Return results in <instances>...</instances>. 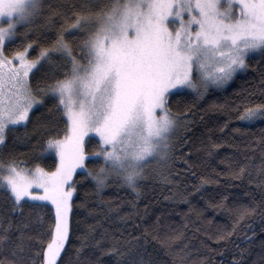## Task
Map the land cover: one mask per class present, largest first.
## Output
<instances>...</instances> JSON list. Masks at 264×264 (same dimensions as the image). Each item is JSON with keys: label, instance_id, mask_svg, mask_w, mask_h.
Masks as SVG:
<instances>
[{"label": "snow or ice", "instance_id": "snow-or-ice-1", "mask_svg": "<svg viewBox=\"0 0 264 264\" xmlns=\"http://www.w3.org/2000/svg\"><path fill=\"white\" fill-rule=\"evenodd\" d=\"M41 20L53 35L32 56L29 34ZM257 52L264 57V0H0V206L18 215L5 225L0 212V264H57L67 254L78 169L101 204L113 180L137 196L153 174L170 182L174 137L190 123L173 102L190 112L189 96L222 87ZM42 108L64 125L37 150V158L54 154L51 171L14 155L30 144L28 127ZM240 118H264V104L245 107ZM37 209L51 211L50 225L39 214L33 221ZM43 231L46 240L31 234ZM118 244L109 249L116 264H147L130 242L127 252Z\"/></svg>", "mask_w": 264, "mask_h": 264}, {"label": "trees", "instance_id": "trees-1", "mask_svg": "<svg viewBox=\"0 0 264 264\" xmlns=\"http://www.w3.org/2000/svg\"><path fill=\"white\" fill-rule=\"evenodd\" d=\"M45 2L55 6L79 0ZM39 23L41 27L29 34L36 41L30 50L32 56L38 45L53 35L43 20ZM58 27L53 25V29ZM247 64L224 88H210L203 98L189 96L186 103L190 112L173 102L172 110L190 123L187 129H178L174 137L170 182L153 175L142 183L137 196L113 180L101 204L94 182L81 179V170L77 172L67 254L62 252L57 264H116L117 257L109 251L116 241L122 252L129 250L125 245L130 242L139 252L134 258H142L147 264H264V118L251 122L240 118L245 107L264 104V57L253 55ZM50 115L55 117V124L48 119ZM63 127L55 110L50 114L40 109L28 127L30 144L17 147L15 157L25 161L27 168L39 164L54 170V154L37 158V150ZM85 146L89 151L97 149L95 142L89 145L86 140ZM240 167L247 171L237 178ZM244 208L255 211L237 223ZM0 212L6 216L5 225L8 220L17 223L18 215L7 213L2 206ZM37 214L46 226L52 223L49 209L35 210L33 221ZM230 232L231 236L218 239ZM31 234L47 239L46 231Z\"/></svg>", "mask_w": 264, "mask_h": 264}, {"label": "rangeland", "instance_id": "rangeland-1", "mask_svg": "<svg viewBox=\"0 0 264 264\" xmlns=\"http://www.w3.org/2000/svg\"><path fill=\"white\" fill-rule=\"evenodd\" d=\"M254 55H259V52H257V53L254 54ZM252 56H253V55H252ZM244 70H245V69H244ZM244 70L237 72L236 75L242 73ZM236 75H235V76H236ZM235 76H234V77H235ZM234 77H233V78H234ZM233 78H232L230 81H228L226 84H224L222 87H216L215 85H212V86L209 87V89H210V88H213V89H214V88H215V89H221V88H224L225 86H227V85L233 80ZM245 121H246V120H245ZM247 122H249V121H247ZM250 122H251V121H250ZM89 135H93V134L90 133ZM86 140H87V138H86ZM78 171H80V170L78 169L77 172H78ZM153 175H154V174H153ZM153 175H152V176H153ZM150 177H151V176H150ZM58 260H59V259H58ZM57 262H58V261H57Z\"/></svg>", "mask_w": 264, "mask_h": 264}]
</instances>
